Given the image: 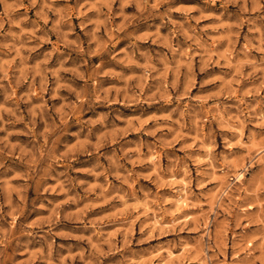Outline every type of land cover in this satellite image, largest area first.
Segmentation results:
<instances>
[{
  "label": "clouds",
  "instance_id": "obj_1",
  "mask_svg": "<svg viewBox=\"0 0 264 264\" xmlns=\"http://www.w3.org/2000/svg\"><path fill=\"white\" fill-rule=\"evenodd\" d=\"M0 264H264V0H0Z\"/></svg>",
  "mask_w": 264,
  "mask_h": 264
}]
</instances>
